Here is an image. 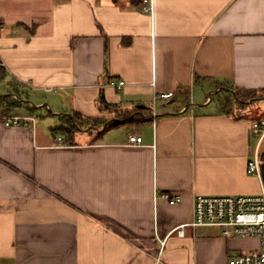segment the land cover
<instances>
[{"label":"crops","instance_id":"1","mask_svg":"<svg viewBox=\"0 0 264 264\" xmlns=\"http://www.w3.org/2000/svg\"><path fill=\"white\" fill-rule=\"evenodd\" d=\"M234 90L264 91V0H0V264H155L164 238V264L259 249L170 234L197 195L262 193L264 113H231Z\"/></svg>","mask_w":264,"mask_h":264},{"label":"built area","instance_id":"2","mask_svg":"<svg viewBox=\"0 0 264 264\" xmlns=\"http://www.w3.org/2000/svg\"><path fill=\"white\" fill-rule=\"evenodd\" d=\"M141 7L144 12L153 13L154 0H141ZM110 84L120 89L125 85V81L113 80ZM173 96V92H165L160 98L169 100ZM23 119L35 120L34 117L5 116L4 122L8 126H18ZM251 129L258 140L256 151L247 162V173L263 180L264 152L261 151V146L264 140V119L253 121ZM129 143L142 144L143 137L138 134L131 135ZM180 201L181 197L178 195L170 198L171 204ZM187 226H219L223 228V233L227 237L258 238L259 249L237 254L229 260V264H264V185L259 195H197L194 200L193 220L176 226L170 234L177 233L179 236H184ZM166 240V238L159 239L160 248L155 264H164L161 256Z\"/></svg>","mask_w":264,"mask_h":264},{"label":"rangeland","instance_id":"3","mask_svg":"<svg viewBox=\"0 0 264 264\" xmlns=\"http://www.w3.org/2000/svg\"><path fill=\"white\" fill-rule=\"evenodd\" d=\"M262 96H264V91L263 92H260V91H256V92H252L250 94H246L243 98H245L243 101L241 100L240 102L239 101H230V98L228 99L227 103L229 102V107H228V110L233 113L234 115L238 116L242 113H245V112H254L255 110L258 111L259 115H262V113H264V101H258L256 102V104L251 107H249V110H247V107H248V104L252 101H254L255 99L257 98H261ZM214 102H216V99H218L219 97L217 96H214ZM222 98H224V95L222 96ZM233 100V99H232ZM262 106V108L259 109H256L258 106ZM263 110V112L261 111ZM33 112L37 114V111L34 109ZM47 119L45 118H39V123H42V122H45ZM127 128V127H126ZM123 130L125 132H127V129H121V132H123ZM262 152H264V141H263V145H262Z\"/></svg>","mask_w":264,"mask_h":264},{"label":"trees","instance_id":"4","mask_svg":"<svg viewBox=\"0 0 264 264\" xmlns=\"http://www.w3.org/2000/svg\"><path fill=\"white\" fill-rule=\"evenodd\" d=\"M252 92H256L255 90H234V97L236 101H243L245 98H243L246 94H250ZM103 99V97H102ZM263 181H264V176H263Z\"/></svg>","mask_w":264,"mask_h":264}]
</instances>
